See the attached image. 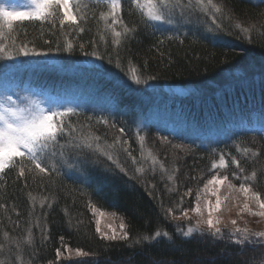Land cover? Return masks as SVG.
Segmentation results:
<instances>
[{
    "label": "trees",
    "instance_id": "obj_1",
    "mask_svg": "<svg viewBox=\"0 0 264 264\" xmlns=\"http://www.w3.org/2000/svg\"><path fill=\"white\" fill-rule=\"evenodd\" d=\"M88 2V0H84ZM222 3L231 20L221 23L224 30L206 32L204 24H181L178 28L166 26L169 31L154 33L152 27L140 24L134 39L123 47L116 49L109 43L105 47L97 35L103 22L91 14L85 32L67 33L71 40L79 39L86 44V50L92 51L87 44L96 41L97 50L104 54L103 61L85 56L77 49L73 53L53 52L49 57H24L17 66L20 67L16 77L23 83L40 88L52 95H72L87 105H99L101 113L90 109L81 111L79 116L70 117L77 125L90 123L96 135L109 143L120 136L119 128L126 129L122 139L131 145L136 163L125 154L120 159L128 170L123 173L104 172L105 162L95 166V179H78L67 172L66 166L60 167L59 174L48 177H19L16 170H6L0 175V203L6 210L0 209V228L12 236H26L28 212L33 202L28 194L36 197V215L48 211L46 223L49 239L41 240L40 228L33 227L35 237V254L33 264H264L259 261L264 257V248H238L224 240L214 239L203 232H193L185 237L177 231V226L187 230L190 223L176 221L173 217L182 214V209H191L195 203L196 193L204 181L212 175H228L237 186L241 182L233 177L238 171L231 163V156L241 160L245 168L244 175L257 170V180L253 190L264 197V141L260 140V128L264 126V0H216ZM129 5L125 0L124 18L129 24L138 18L128 15ZM93 5H89L91 13ZM102 9H96L98 12ZM208 25L211 21L200 13L192 16ZM240 21L244 27L255 24L256 29L250 33H241L231 24ZM18 35L17 43L30 42L47 49L45 40L63 43L65 36L57 24L56 28L39 22H14ZM67 32V26H65ZM42 33V34H41ZM55 33V34H53ZM163 35H178L179 40L158 41ZM250 38V39H249ZM183 40V43H180ZM117 53L119 62L125 71L131 65L144 72L145 76L155 75L156 80L147 84L136 85L121 68L116 67ZM111 58L113 63L109 64ZM50 60L46 67L33 61ZM147 62V68L144 67ZM103 65V71L95 65ZM4 69V71H3ZM14 69L12 60L0 59V74ZM14 76L13 72H9ZM165 88H178L189 92L187 96L177 97L166 93ZM98 102V103H97ZM207 114H209L207 116ZM86 117H92L87 121ZM107 117L116 124L111 128L96 124V118ZM146 136V147L150 148L164 164L166 171H161L159 164L153 166L149 159L141 158L140 146L136 141L137 132ZM167 137L169 145L180 144L185 150H173L161 145V138ZM256 137L257 143L252 139ZM64 139H67L66 137ZM246 141L241 147L260 149L256 160L242 158L235 144ZM61 142H64L63 139ZM215 150V151H214ZM228 161L226 169L213 170V161L218 162L220 154ZM96 159V154H88ZM143 167V175L135 173V168ZM173 181L168 175H173ZM137 175L139 179L131 177ZM27 185V186H25ZM153 185L155 187H153ZM170 189H172L170 191ZM191 189V195H185ZM48 196L53 202L51 210L41 209L39 199ZM182 200V202H181ZM92 202L105 213L127 225L129 241L102 240L95 232L92 212L88 207ZM13 206L15 212L12 211ZM173 209L171 216L166 210ZM16 213H19L17 215ZM71 220V226L68 221ZM20 226L15 227L14 222ZM167 231L171 239L161 238L157 241L133 243L142 235H152L156 230ZM70 249L80 248L90 255L83 258L56 260L55 249L61 248L60 237ZM0 240H3L0 232ZM132 246L129 247L128 245ZM31 249H25L24 259L29 258ZM0 259H5L0 256ZM81 259V260H80ZM264 261V260H263ZM7 264V261H5Z\"/></svg>",
    "mask_w": 264,
    "mask_h": 264
},
{
    "label": "snow or ice",
    "instance_id": "obj_2",
    "mask_svg": "<svg viewBox=\"0 0 264 264\" xmlns=\"http://www.w3.org/2000/svg\"><path fill=\"white\" fill-rule=\"evenodd\" d=\"M129 5L127 11L130 17L138 18V22L134 21L131 24L124 18L125 0H30V6L27 11H18L15 5L0 3V59L16 60L23 57H49L53 52L56 53H73L77 49L85 56L95 57L96 60L103 61L104 54L100 53L96 47V41L90 40L87 42L92 47V51L86 50V44L79 42V39L71 40L67 38V33L75 31L77 36L79 33L85 32V27L89 15L97 19V23L103 22V28H98L97 35L107 47L109 41L106 36L111 37V44L114 48L119 49L126 45L131 39H134L140 24L157 28L165 25L178 28L181 24H204L206 32L223 31L222 20H231V15L226 12L222 3H217L216 0H127ZM93 5L91 13H89V5ZM96 9H102L97 12ZM195 13H200L211 21L208 25L204 21L197 18L193 21L192 16ZM39 22L41 26L45 23L56 28L57 24L65 39L63 43L57 41L55 46H52V41L45 40L44 43L49 45L47 49L36 46L34 43L21 42L17 43L16 36L18 35L14 22ZM67 26V32L65 31ZM234 29H239L241 33H250L257 30L256 25L244 27L240 21H235L231 24ZM42 34V33H41ZM55 34V33H53ZM163 38L158 41L163 44L165 40H179L178 35H163ZM250 39V38H249ZM183 43V40H180ZM33 63L47 66L49 63H54L50 60L33 61ZM108 63L112 64L111 58ZM116 67L121 68L125 75L136 85L147 84L150 80L158 79L155 75L145 76L144 72L138 70L131 65L127 71L121 67L119 62V54L117 53ZM147 68V62L144 65ZM97 70L103 71V65H95ZM14 96L16 98H14ZM80 111L76 107H46L44 101L34 99L29 95L21 96L18 93H9L8 90L0 95V175L5 174L6 170H16L19 177H48L51 179L53 173L59 174L60 167L66 166L69 169H74L80 172L84 179H95L93 172L95 166L101 163L100 157L104 158V172L123 173L128 176V170L120 159V154L123 153L127 158L131 159L135 164L136 157L132 155L130 150L131 145L127 139H122L126 129L122 126L119 128L120 136H116L111 143L107 140H102V137L96 135L90 123L80 125L78 128L75 123L69 119L73 116H79ZM92 117H86L87 121H91ZM96 124H103L111 128H116L114 122H110L107 117L96 118ZM260 140L264 141V126L260 128ZM67 139H64V138ZM63 139L64 142H61ZM163 142H168L167 137H162ZM136 141L140 146L141 158L149 159L155 171V166L159 164L161 171H166L164 164L159 161L158 157L153 154L150 148L146 147V136L140 135L137 132ZM246 141H239L235 144L237 152L242 158L248 160H256L260 156V149L253 147H241L246 144ZM252 143L256 144L257 139L253 137ZM175 148L185 150V146L177 144ZM215 151V150H214ZM89 153L96 154V159H91ZM231 163L236 166L238 171L232 173L233 177L241 182L237 186L233 183L228 175L217 174L211 176L204 184L201 191L196 193V203L191 209H182V216L185 220L190 221L189 211L194 213L197 219L194 226L188 227L187 230L177 226V231L185 237L191 236L193 232H203L201 225L206 226L208 232L216 237H223L224 233L218 226L222 223L221 219L215 216L222 209V205L228 200H236V195L225 196L222 200L220 196V186L227 184L229 193L242 194L244 203L240 207V213H247L252 216L264 217V197L259 191L253 190V184L257 180V170H253L250 174L244 175L245 168L241 166V160L236 156H231ZM228 167V161L223 153L219 156V161H213L212 169L220 170ZM145 169L143 167L135 168V173L143 175ZM264 173V166L260 169ZM133 180L139 179L137 175L131 177ZM174 174L168 175V180L173 181ZM27 186V185H25ZM153 187H155L153 185ZM172 189H170L171 191ZM192 190L189 189L185 195H191ZM29 199L33 202V207L28 212V227L25 229L26 236H12L8 231L2 232L3 240H0V256L5 259H0V264H33L35 254V237L33 227L40 228L41 240L49 239L46 221L48 211H42L36 215L35 201L36 197L28 194ZM209 197H215L213 202ZM203 199V205L201 200ZM255 205L259 210L256 211L250 205ZM182 202V200H181ZM40 208L51 210L53 202L48 196H43L39 199ZM92 214L103 218L105 212L95 206L91 201L88 204ZM0 209L6 210V205L0 203ZM12 211L15 212L13 206ZM173 209L166 210V216H171ZM205 213L207 216L205 218ZM19 215V213H16ZM113 217L117 214L112 213ZM178 217H173L177 219ZM119 224V232L110 224L107 227L109 232L101 231V219H96V232L99 233L102 240L107 241H129L130 234L126 230L127 225L123 222V218ZM71 220L68 221L71 226ZM230 223L235 226L236 220H231ZM15 227L20 226L19 221L14 222ZM229 239L236 237L234 243L243 247L244 245H253L264 243V231L251 232L247 227H233L228 232ZM161 238H169L170 234L167 231L156 230L152 235H142L135 239L133 243L138 244L142 241H157ZM61 246L67 250L68 255H64L61 248L55 249L56 260L61 258L65 260L73 259V252L76 258L88 257L90 254L80 248L70 249L64 243V237L60 238ZM129 247L132 245L129 244ZM31 249L29 258L24 259L25 249ZM48 264H56L55 261H49Z\"/></svg>",
    "mask_w": 264,
    "mask_h": 264
},
{
    "label": "rangeland",
    "instance_id": "obj_3",
    "mask_svg": "<svg viewBox=\"0 0 264 264\" xmlns=\"http://www.w3.org/2000/svg\"><path fill=\"white\" fill-rule=\"evenodd\" d=\"M0 3H4V4H8V5H15L17 7L18 11H27L29 6H30V0H0ZM152 31L155 33L158 32L157 28L152 27ZM159 29H162L161 31H169L166 26L160 27ZM25 58L23 56L17 58L16 60H12L13 61V66L14 69H10L8 70L6 73L2 72L0 74V95H2L5 90H8L9 93H18L21 96L24 95H29L34 99H39L44 101L45 106L46 107H67V106H71V107H76L80 112L81 111H85L90 109V106H94L91 110L94 113H101V108L99 105H101L100 103H98V106L94 105H87V103L84 101H79L76 97L72 96V95H66L64 96L63 94L60 95H52L49 94L45 91H42L40 88L34 87V86H29V84L27 83H23L21 82L17 77H16V73L18 72V69L20 67L17 66V64L20 61H23ZM4 71V69H3ZM9 72H13L14 76L10 75ZM165 92L172 94L173 96H177V97H184L187 96L189 94L188 91L186 90H182V89H178V88H165L164 87ZM14 98H16L14 96ZM209 114H207L208 116ZM161 145L163 147L166 146H171L170 148L173 150H177L178 148H175L174 145H169L168 142H163L160 141ZM178 151V150H177ZM68 175H71L73 177L78 178L79 180L82 179V175L80 172H77L75 170H70L67 172ZM211 178V177H210ZM208 178V179H210ZM206 179L204 181V184L207 182ZM203 184V186H204ZM203 186L200 188L201 191V195L203 196ZM220 196L223 200V198L225 196H230V195H236L238 198L236 200L233 199H228L223 205H222V209L219 213H215L214 215L219 217L222 221V223L220 225H218L222 232L224 233L223 237H219V236H212L206 226L201 225V228L203 229V233L210 235L212 238L214 239H219V238H224V240H226L227 242L229 241V243L233 244L234 246H237L238 248L240 247L241 249L244 247H248V248H257V247H261L264 248V243H257V244H253V245H244L243 247L237 245L234 243V240L236 239V237H233L232 239H229L228 237V232L230 229H232L233 227H240V228H244L247 227L251 232H261L264 231V217H257V216H252L249 215L247 213H240V207L243 205L244 203V197L242 194H238V193H229V190L227 188V184L225 183L224 185L220 186ZM209 199H211L213 202L215 201V197H209ZM196 203V200H195ZM195 203L193 205V207L195 206ZM250 205L251 202L249 201ZM201 204L203 205V199L201 200ZM254 210L258 211L259 209L256 208L255 205H251ZM189 216L191 217L190 221H187L183 218L182 214L180 216H178L177 219H175L176 221H187L188 223H190V226H194L197 219H199V217H197L194 213H192L191 211H189ZM207 216V213H205V218ZM93 217V221H94V228H95V232H96V224H95V220L96 219H101V231L102 232H109L110 234V229L107 227V225H111L113 228H115L117 230V232H119V224L120 222L118 220H116V218H114L111 214L105 213V216L103 218L97 216L92 215ZM231 220H236L237 224L235 226H233L230 221ZM96 234L100 237L99 233L96 232ZM68 255L67 250L65 249V256ZM73 257L74 256V252H73ZM76 258V257H75ZM81 260V259H80ZM264 257L260 258L259 261H263Z\"/></svg>",
    "mask_w": 264,
    "mask_h": 264
}]
</instances>
